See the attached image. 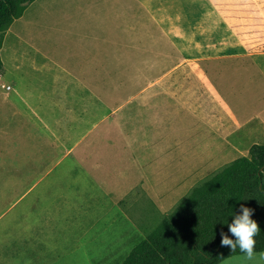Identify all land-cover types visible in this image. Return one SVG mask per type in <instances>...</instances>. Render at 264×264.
<instances>
[{
    "label": "rangeland",
    "instance_id": "rangeland-1",
    "mask_svg": "<svg viewBox=\"0 0 264 264\" xmlns=\"http://www.w3.org/2000/svg\"><path fill=\"white\" fill-rule=\"evenodd\" d=\"M159 3L169 20L109 23L73 22L65 1L35 0L1 35L0 173L10 176L0 180L8 193L0 209H11L0 229L33 243L42 234L60 264H120L142 238L137 223L156 221L150 202L166 212L200 180L264 145V70L251 67V51H264V0ZM139 94L161 97L137 101ZM21 114L30 133L18 131ZM8 118L16 128L10 147ZM141 118L158 138L126 150Z\"/></svg>",
    "mask_w": 264,
    "mask_h": 264
},
{
    "label": "trees",
    "instance_id": "trees-1",
    "mask_svg": "<svg viewBox=\"0 0 264 264\" xmlns=\"http://www.w3.org/2000/svg\"><path fill=\"white\" fill-rule=\"evenodd\" d=\"M35 0H0L1 35ZM3 63L0 57V76ZM264 145H253L238 158L195 184L153 225L142 227L143 238L120 264H221L244 256L220 247L219 232L228 233L240 205L254 209L261 229L255 237L257 254L264 252ZM229 238L235 237L228 233Z\"/></svg>",
    "mask_w": 264,
    "mask_h": 264
},
{
    "label": "crops",
    "instance_id": "crops-1",
    "mask_svg": "<svg viewBox=\"0 0 264 264\" xmlns=\"http://www.w3.org/2000/svg\"><path fill=\"white\" fill-rule=\"evenodd\" d=\"M63 1H65V5H64L65 8L63 10V15L65 16V18H68L69 20H71L73 22L106 21L109 23H111V22L112 23H114V22L115 23H122V22L126 23V22H135V21L156 22L159 20H169L170 19V17H166V18L162 17L161 13L164 9H161V8L165 7V4L159 3L160 0H112V1H109V3L107 1L106 4H99L98 1L96 2L94 0L93 1L92 0H63ZM129 3L133 4V7L135 9L128 8L129 5H131ZM253 33H252V35H254ZM254 36H256V35H254ZM82 50H86V49H82ZM25 52H28V51H26V49H25ZM83 52H85V51H83ZM14 53L16 54V52H14ZM15 58H16L15 55H13V59H15ZM259 58H260V60H259ZM2 63H3V61H2ZM35 63H37V62H35ZM81 64L89 65L86 62L81 63ZM38 65H40L39 67L42 66L41 64H38ZM79 66H77V69ZM251 67H253L254 69L262 68L261 70H264V51H251ZM43 68L47 69L49 67L43 66ZM176 68L177 67L175 66L173 69H176ZM16 69H17V67L14 63V71ZM57 69L63 70V68H57ZM3 70H4V68H3ZM3 70H2V72H3ZM11 77L13 80H16V82L14 81L16 84H21V79L18 78L16 76V74H13V76H11ZM1 78H2V73H1L0 79ZM35 96L38 98H41V99L43 98V96H38V95H35ZM168 96H169L168 100L173 101L172 99H174V97L176 95L170 93ZM159 97H161V96L150 97L151 99H149L145 95H140V94L135 95V98H137V101H144V102L149 101V100L151 102H155V99H157ZM9 106L10 105H8V107ZM30 108L33 111V113H35V115L39 118V121L42 123L43 113L41 112V114H37L36 113L37 110L32 105H30ZM150 108L151 109H147L145 111L146 114H148L150 111H154L153 110L154 105H152ZM10 109L13 111L12 117H14L15 105L13 104L12 108H10ZM8 116L10 117L9 112H7V117ZM23 116L26 118V120L24 121L25 124L22 126L23 121L19 120L20 123L18 125V128H19L18 131H20L24 134L30 133L31 131L34 130L35 127H34V125L29 123V117L28 116L23 114L20 117H23ZM142 118H141V120L136 121L135 134L134 133L133 134H127L128 135L127 136L128 145H127L126 150L130 149L129 148L130 145H136V144H142L143 143V145L145 144L147 146L150 142V137L148 135H151L153 137L156 136V138H158V129L154 128L153 122L151 123L147 120L146 121L144 119L142 120ZM15 119L16 118H14V121H13L14 123H15ZM137 119H139V118H137ZM39 121H37V126H39ZM10 122H12V120L10 121V119L8 118V126H7L8 132H7L6 142L8 143L9 147L16 140V135H15L16 134V128L13 127V129H12L13 131H11V124H9ZM257 125L259 126V129L261 130V132H260L261 141H264V121H260L259 124H257ZM154 131H156L157 133H154ZM26 138L27 137H25V136H18V141L21 142L23 145H25L26 143H28V139H26ZM223 141L225 142V140H223ZM114 174H115V169H112V172L109 175L112 176ZM0 175H2V176H0V180L9 179V177H5V176H10L9 174H1V173H0ZM106 180L109 181L108 176H107ZM200 181H202V180H200ZM28 192L29 191L25 192L21 197H24ZM7 195H8V193H5V192L0 193V198L1 197L5 198ZM103 196H104V198H106L104 193H103ZM16 203L17 202L13 203L11 206L13 207ZM118 204H120V206H122L123 201H120ZM148 208L149 209L147 212H149V215L153 216L155 220L159 219L162 215L168 213L172 209L171 208L170 210L162 213V212H160V210L157 208V206L153 202H150ZM10 209H11L10 207L7 209L6 208L0 209V224L8 216ZM148 226H150V225H147L146 223H142V222L137 223V227L141 233L142 238H143L142 227H148ZM6 227H3L2 229H0V264H60L59 262L61 261V258L58 255H56L55 258L54 257L50 258V254H51L50 252L54 253V251L52 249H48L47 241H46V239H44L42 237V234H41V237H40L38 243H33L30 238L17 239L16 238V232L14 230H11L8 227L7 228ZM134 227H135V225L133 226V228ZM27 234H29V233H27ZM25 235H26V233H25ZM127 237H128V235H127ZM63 239H64V237H63ZM122 240H124V239H122ZM96 264H97V262H96Z\"/></svg>",
    "mask_w": 264,
    "mask_h": 264
},
{
    "label": "clouds",
    "instance_id": "clouds-1",
    "mask_svg": "<svg viewBox=\"0 0 264 264\" xmlns=\"http://www.w3.org/2000/svg\"><path fill=\"white\" fill-rule=\"evenodd\" d=\"M239 213L233 217L232 223L228 225V233L236 238L235 241L229 238L228 233L221 230L219 232L220 247H228L231 251H235L238 246L248 260H253L257 255L264 260V252L259 254L255 252V237L260 234L261 229L258 223L251 219L254 209L240 205Z\"/></svg>",
    "mask_w": 264,
    "mask_h": 264
},
{
    "label": "built area",
    "instance_id": "built-area-1",
    "mask_svg": "<svg viewBox=\"0 0 264 264\" xmlns=\"http://www.w3.org/2000/svg\"><path fill=\"white\" fill-rule=\"evenodd\" d=\"M3 88H5V89H9V87H3Z\"/></svg>",
    "mask_w": 264,
    "mask_h": 264
}]
</instances>
